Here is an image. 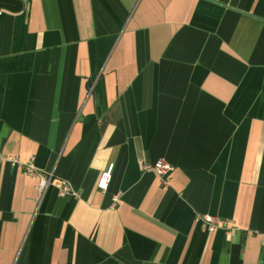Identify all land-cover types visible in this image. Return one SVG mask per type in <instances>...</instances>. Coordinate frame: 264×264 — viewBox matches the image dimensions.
I'll use <instances>...</instances> for the list:
<instances>
[{
  "label": "crops",
  "instance_id": "1",
  "mask_svg": "<svg viewBox=\"0 0 264 264\" xmlns=\"http://www.w3.org/2000/svg\"><path fill=\"white\" fill-rule=\"evenodd\" d=\"M0 11V264H264V0Z\"/></svg>",
  "mask_w": 264,
  "mask_h": 264
},
{
  "label": "built area",
  "instance_id": "2",
  "mask_svg": "<svg viewBox=\"0 0 264 264\" xmlns=\"http://www.w3.org/2000/svg\"><path fill=\"white\" fill-rule=\"evenodd\" d=\"M1 12V11H0ZM3 156L0 154V162L3 161ZM13 162L18 160L10 158ZM25 171L28 174H36L37 170L35 168L34 162L29 161L24 164ZM142 168L145 170H153L156 174L163 180L164 183H167L170 177V174L173 170V166L164 158L158 159L154 164L144 163ZM112 169L113 164H110L108 168L101 174L98 180V187L103 191L107 190L112 178ZM52 176V175H51ZM50 184L44 176H40V181L38 184L39 194L42 195ZM52 184L57 188L59 196H64L67 194L78 195V192L72 187L71 183L65 179H57L53 181ZM201 222L205 230L208 232H214L220 225H226L225 221L220 219L217 216L211 214H203L197 218Z\"/></svg>",
  "mask_w": 264,
  "mask_h": 264
}]
</instances>
